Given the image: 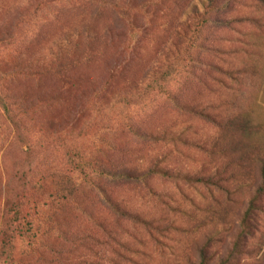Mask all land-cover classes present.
Wrapping results in <instances>:
<instances>
[{"label": "rangeland", "instance_id": "rangeland-1", "mask_svg": "<svg viewBox=\"0 0 264 264\" xmlns=\"http://www.w3.org/2000/svg\"><path fill=\"white\" fill-rule=\"evenodd\" d=\"M147 1V9L133 10V20L125 21L92 0H0V72L5 77L0 92L21 104L34 150L32 184L41 183L47 195L56 187L53 178L75 177L72 161L80 156L140 166L160 159L173 172L148 178L156 195L137 181H105L116 197L166 225L161 244L147 240L151 254L141 264H198L203 244L208 264H264V193L250 214L248 232L242 233L245 213L264 181V0ZM203 19L198 35L196 21ZM185 21L193 28L178 38L176 29ZM6 26L9 38L2 33ZM88 28L97 39L88 41ZM77 32L74 46L60 54L65 68L58 71V43ZM175 40L180 51L168 53ZM123 48L133 52L127 63ZM170 59L176 72L169 89L179 104L158 92L142 95L141 104L130 110L115 101L120 93L141 89L150 72L166 69ZM187 102L201 105L209 116L184 109ZM128 119L136 129L172 138H139ZM26 150L0 107V218L15 198ZM179 172L207 181L187 180ZM74 196L50 213L62 229H44L48 247L39 254L19 242L15 264H42L51 248L68 249L72 242L63 239L62 231L92 226L84 210L113 222L86 190ZM121 225L122 235L137 245L131 235L148 237L144 226Z\"/></svg>", "mask_w": 264, "mask_h": 264}, {"label": "trees", "instance_id": "trees-1", "mask_svg": "<svg viewBox=\"0 0 264 264\" xmlns=\"http://www.w3.org/2000/svg\"><path fill=\"white\" fill-rule=\"evenodd\" d=\"M92 1H95L100 5L109 6L122 20L125 21H132V11H135L136 9H147L150 2L147 0H141L142 4H139V0ZM207 9H213V6L209 5ZM22 14L23 13H20V15ZM20 17L21 16L17 19H21ZM206 19L196 21L194 33L200 35V32H202L204 27L202 25ZM179 26L180 27L176 29L175 34L178 38H186L193 28L192 23L189 21H185L184 23L179 24ZM116 32H120V30H117ZM2 33L3 36L8 35L9 38L10 33L8 26L5 28L3 27ZM85 33L88 35V41L97 39L98 35L93 32L92 29L88 28ZM108 34L112 37L115 33L114 31L109 30ZM79 35L78 32L76 35L70 34L58 43L56 50L57 53H55V58L58 64L56 68L58 71L64 70L65 68L60 61V54L65 50L67 51L72 45L74 46ZM116 35L121 37L120 35H122V33L120 32ZM172 48H178L180 51L177 40L171 44L168 53H172ZM132 53V50L129 51L128 48L122 49L121 55L122 58L125 59L124 62H128ZM188 53L189 48H186L185 54ZM181 55H183V51H181ZM186 59L187 57L184 60ZM168 63L166 69H154L150 72V76L148 77L146 84L143 86L144 88L142 87L140 89V86H136L131 90L132 92L120 93L115 97V101L118 104H124L125 108L130 110L133 106L141 104L142 95H149L152 92H158L170 96L175 104H179L178 98L174 97L169 89V83L174 78L176 66L171 62V59ZM122 67L121 64V68ZM53 68H55L54 64ZM4 78V72H0V82H2ZM0 107L3 109L6 118L10 121L18 142L23 146H27V157L25 161L20 164V168L16 174L17 191L15 198L9 202L8 210L4 211L0 218V264H15L17 245L19 242H22L23 246L26 245L29 252L35 251L39 254L41 253L40 249L42 246L48 247L47 244H44L46 239L44 229L48 230L51 226H56L59 230L62 229L57 227L58 225L52 219L50 213L55 212V210L58 211L63 205L75 200V193L82 189L86 190V193L89 194L91 200L95 199L105 213L113 215V222L106 216L103 217L101 214L93 212L89 213L84 210V213L88 216L92 226L79 231H62L63 239L69 240L72 242V245L69 246L68 249L64 246H61V249L56 248L52 250L51 248V256L45 259L42 264H121V262L126 264H141V260L151 254V252L147 250V240L150 239L156 244H161L163 242V238L167 231L166 225L158 223L151 217L146 216L142 211L134 209L126 204L124 200L112 194L106 187L105 183L106 180L110 179L137 181L140 182L144 188H148L149 191L154 194L148 178L155 174L171 176L173 172L169 168L163 166V161L160 159H153L146 166L135 165L127 161L116 162L114 160L105 164L100 160L90 162L87 158L80 156L72 161L75 177L53 178V184H55L56 187L46 195L44 192L47 191L41 183L35 181V185L32 184L33 167L35 165L34 150L25 131L23 120L20 117L19 109L21 104H13L8 95L0 92ZM183 108L192 113L209 116L208 113L205 112L204 107L198 104L187 102L183 105ZM127 125L131 132L139 138L151 140H168L172 138L171 136L164 135L158 131L136 129L133 120L128 119ZM222 173H224V170L218 171L219 175ZM178 174L187 180H198L201 182L207 181V179H204L203 177L197 179L194 174L188 172H179ZM175 176H177L176 173ZM98 179L99 181H97ZM88 188H90V190H88ZM263 193L264 181L253 195L251 204L243 218V234L248 232L250 214L255 208L257 200ZM83 198L86 200L85 197ZM122 221H129L137 227L144 226L143 228L146 229L148 237H142L138 234L131 235L138 245L133 243L122 235V232H125L123 225H121ZM199 249L200 262L198 264H208L210 257L209 252L207 251V245L203 244ZM175 264L194 263L180 260Z\"/></svg>", "mask_w": 264, "mask_h": 264}]
</instances>
